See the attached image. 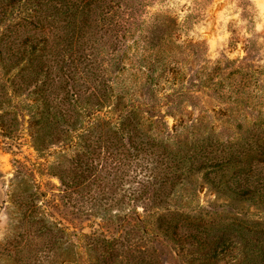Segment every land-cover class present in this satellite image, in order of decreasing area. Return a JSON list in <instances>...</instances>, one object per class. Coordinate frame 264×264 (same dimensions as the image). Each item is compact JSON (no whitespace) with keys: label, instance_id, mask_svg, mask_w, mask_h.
Listing matches in <instances>:
<instances>
[{"label":"trees","instance_id":"16d2710c","mask_svg":"<svg viewBox=\"0 0 264 264\" xmlns=\"http://www.w3.org/2000/svg\"><path fill=\"white\" fill-rule=\"evenodd\" d=\"M150 4L152 0H13L7 13L15 22L0 43L6 82L14 95L20 97L19 93L28 91L26 96L31 98L30 136L37 153L45 154L49 144L70 140L75 145L69 166L51 171L57 173L53 176L59 179L60 192L68 204L77 207L81 215L99 217L104 225H110L105 231L104 225H99L84 237L90 259L98 264H161L154 250L133 242L135 236H130L139 231L132 221L139 214L138 208L144 209L148 200L153 205L163 201V186L156 183L157 175L150 181L145 161H157L167 171L159 176L165 180L160 183L170 181L173 187L174 170L193 157L188 151L195 145L210 147L206 140L191 145L175 142L170 134L189 127L175 116L170 127L160 110V103L173 92L188 93L184 70L200 65L205 48L200 42H179L178 18L162 11L150 14ZM101 43L108 47H101ZM221 71L217 65L210 72L220 76L219 80L203 72V77L209 76L202 84L212 83L220 87L219 98H231L220 93L224 83L235 79L232 73L239 71L226 77ZM237 85L236 92L244 94L242 77ZM0 88V94L5 95L3 86ZM217 165L204 162L201 167ZM138 176L142 177L136 181ZM205 178L214 184L208 174ZM249 192L245 189L240 195ZM12 196L21 213L18 215H22L24 245L52 231L45 221L34 220L44 213L37 192ZM126 206L135 214L125 213ZM115 208L125 214L118 226L123 217L113 214ZM165 216L158 215L152 224L175 239L178 225L166 221ZM128 225L131 227L126 229ZM208 234L213 236L189 234L185 239L195 241L203 259H216L230 247L229 234L220 235L219 230ZM140 238L144 240V236ZM50 242L55 244L56 240L51 238ZM257 261L247 258L238 264Z\"/></svg>","mask_w":264,"mask_h":264},{"label":"rangeland","instance_id":"374dc122","mask_svg":"<svg viewBox=\"0 0 264 264\" xmlns=\"http://www.w3.org/2000/svg\"><path fill=\"white\" fill-rule=\"evenodd\" d=\"M12 2L0 0V43L15 22L7 13ZM148 9L150 14L162 11L176 16L181 28L178 41L200 42L205 48L200 65L184 70L188 93L173 92L160 103V110L170 127L175 124L172 116L183 118L189 127L170 134L175 142L191 145L206 140L210 147L195 145L188 151L193 157L174 170L173 187L170 181L160 183L165 180L159 176L167 171L157 161H145L150 181L157 175L156 183L163 186V201L153 205L148 200L144 209L138 208L136 216L140 218L134 216L132 221L139 231L130 235L135 236L132 241L154 250L161 264H238L254 257L257 264H264V0H152ZM205 59L209 63L202 62ZM217 65L224 77L239 71L232 73L235 79L224 83L220 93L231 98H219L220 87L212 83L202 84L209 76L203 77V72L213 73ZM6 77L0 64V86L5 93L0 94V264H98L90 259L84 237L104 225L103 221L83 216L68 204L60 192L59 179L53 176L57 173L52 172H57L54 168L58 166H69L75 145L70 140L49 144L45 154L39 155L30 136L31 98L26 96L28 91L19 93L20 97L14 95ZM240 77L246 94L236 92ZM204 162L218 165L204 168ZM205 174L213 179V185ZM245 189L250 192L240 195ZM21 192L38 193L44 213L34 220L45 221L52 229L25 245L22 215H18L21 213L12 196ZM126 207L128 213L130 207ZM129 213L134 215L135 210ZM113 214L123 217L118 226L125 214L117 208ZM160 214L178 225V239H170L152 224ZM107 226H103L104 231ZM216 230L220 235L228 232L230 246L216 259H203L195 241L185 239L189 234L205 237ZM106 235L110 236L109 232Z\"/></svg>","mask_w":264,"mask_h":264}]
</instances>
